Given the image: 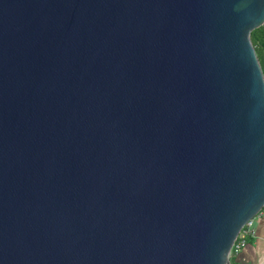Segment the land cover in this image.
<instances>
[{
    "label": "water",
    "instance_id": "1",
    "mask_svg": "<svg viewBox=\"0 0 264 264\" xmlns=\"http://www.w3.org/2000/svg\"><path fill=\"white\" fill-rule=\"evenodd\" d=\"M263 26L264 0H0V264H232Z\"/></svg>",
    "mask_w": 264,
    "mask_h": 264
},
{
    "label": "crops",
    "instance_id": "2",
    "mask_svg": "<svg viewBox=\"0 0 264 264\" xmlns=\"http://www.w3.org/2000/svg\"><path fill=\"white\" fill-rule=\"evenodd\" d=\"M232 264H264V220L257 221L255 234L239 253L233 254Z\"/></svg>",
    "mask_w": 264,
    "mask_h": 264
},
{
    "label": "built area",
    "instance_id": "3",
    "mask_svg": "<svg viewBox=\"0 0 264 264\" xmlns=\"http://www.w3.org/2000/svg\"><path fill=\"white\" fill-rule=\"evenodd\" d=\"M262 70L264 73V49H263V60L261 62ZM264 220V209L251 221L241 231L235 246L234 253H239L247 243V239L255 234V225L257 221Z\"/></svg>",
    "mask_w": 264,
    "mask_h": 264
},
{
    "label": "trees",
    "instance_id": "4",
    "mask_svg": "<svg viewBox=\"0 0 264 264\" xmlns=\"http://www.w3.org/2000/svg\"><path fill=\"white\" fill-rule=\"evenodd\" d=\"M252 42L256 48L260 61L262 62L264 49V26L252 33Z\"/></svg>",
    "mask_w": 264,
    "mask_h": 264
}]
</instances>
